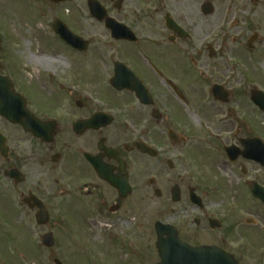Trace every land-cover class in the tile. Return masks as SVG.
Returning a JSON list of instances; mask_svg holds the SVG:
<instances>
[{
    "label": "flooded vegetation",
    "instance_id": "1",
    "mask_svg": "<svg viewBox=\"0 0 264 264\" xmlns=\"http://www.w3.org/2000/svg\"><path fill=\"white\" fill-rule=\"evenodd\" d=\"M24 1L48 18L46 46L70 54L72 90L70 101L47 103L9 67L24 107L19 124L0 117V233L42 229L54 248L62 227L73 224L64 236L75 241L90 230L112 259L104 264H157L176 241L218 249L242 264L239 249L243 259L264 264V77L250 73L247 62L264 42L262 29L235 11L218 14L211 0H189L193 10L187 0H93L102 21L85 0L75 15L109 40L98 60L94 33L81 32L78 17L57 13L63 4ZM55 20L81 43L61 42ZM95 62L98 80L79 78V68ZM115 78L122 90L110 85ZM213 178L226 185H209ZM227 185L234 211L241 207L245 218L233 212L224 220L226 202L218 212L208 200ZM145 201L152 219H143Z\"/></svg>",
    "mask_w": 264,
    "mask_h": 264
},
{
    "label": "rangeland",
    "instance_id": "2",
    "mask_svg": "<svg viewBox=\"0 0 264 264\" xmlns=\"http://www.w3.org/2000/svg\"><path fill=\"white\" fill-rule=\"evenodd\" d=\"M85 0H68L61 7L56 9L57 13L66 17L69 20H75L78 17L79 25L81 26V32H87L94 35L95 42V59H101V50L107 48L106 44L108 39L102 34V30L95 23H91L88 19L82 20L80 15H75L76 9L74 8L79 2ZM141 1V0H140ZM153 0H142L143 4L151 6ZM156 1V0H154ZM191 1V0H190ZM187 0V4L191 10L194 9L195 4ZM211 0L215 12L218 14L228 13L235 11L241 17H249L254 28L262 29L264 33V0ZM28 1L24 0H0V63L2 64L1 74L8 75L7 71L10 68L16 76V79L30 87L34 92L40 94V98L47 103H50L52 99L59 103L60 98L63 101H70L69 96L67 98V91L72 90L70 78L68 73H73V65L71 63L72 58L70 54L64 51L56 49L52 51L46 45H51V33L49 29L45 27L48 21L47 17H42L40 14H32L30 7L26 5ZM60 10V11H59ZM59 11V12H58ZM50 15V12H47ZM88 20V21H86ZM94 27V30L91 28ZM148 31L142 33L143 37H148ZM49 49V50H48ZM258 51V52H257ZM257 51L250 57L247 62L250 66V73H254L260 77H264V42L257 49ZM52 57H55L54 60ZM91 65L89 68L80 67L77 74L79 78L87 81L98 80V70L101 71V66ZM87 69V70H84ZM86 71L87 74H84ZM76 74V75H77ZM93 77H92V75ZM72 75V74H71ZM64 79L63 84H59L55 80L49 78ZM254 76V77H258ZM92 77V78H90ZM61 82V81H60ZM22 85V84H21ZM97 86V84H96ZM61 89H60V88ZM32 91V92H33ZM61 96V97H60ZM67 98V99H66ZM66 102H64L66 104ZM147 177V175L145 176ZM209 181V180H208ZM212 183H225L224 180H215L213 178ZM226 185V183H225ZM222 191V190H220ZM226 194H225V193ZM233 194L230 192V188L227 185L222 192H215L208 197L209 201L217 204L216 210L220 212V208H217L221 202H226V210L221 211L220 214L227 215L224 220H230L233 212H237L240 219L246 217V211L240 210L234 211L233 209ZM153 199V198H152ZM240 203V200H239ZM214 207V206H213ZM143 219L154 218L151 217L153 212L151 211V204L149 201L143 202ZM71 229L75 231L73 224H70ZM62 227V238H60V246L52 248L50 251L43 249L41 245V230H37L34 227L29 232L20 236H11L0 233V264H54L53 261L59 260L63 264H104V258L112 260L110 257L104 256V243L103 240H90L88 236H92L90 230L83 234V237L78 240H72L64 235L70 229ZM68 229V230H67ZM92 231L94 229L90 228ZM54 230V228H52ZM55 232V230H54ZM58 234V233H57ZM72 234V233H71ZM70 234V235H71ZM59 237V236H58ZM237 241L239 242L240 240ZM240 243L237 244V247ZM96 248L97 254H95L94 248ZM237 254L242 264H254L255 256L251 255L248 259H243L241 250L237 249ZM252 250L250 251V253ZM94 253V254H93ZM253 253V252H252ZM116 264L118 259H115ZM112 264V261L110 263Z\"/></svg>",
    "mask_w": 264,
    "mask_h": 264
},
{
    "label": "water",
    "instance_id": "3",
    "mask_svg": "<svg viewBox=\"0 0 264 264\" xmlns=\"http://www.w3.org/2000/svg\"><path fill=\"white\" fill-rule=\"evenodd\" d=\"M206 12L207 13L210 12V8L208 6L206 7ZM54 31L66 43L74 44L73 36L67 30H63L62 28L60 27L58 28V26H55ZM120 36L122 37V35H118L117 38H121ZM12 97H14L15 100L18 99L17 95H14L13 92L11 91L9 82L5 78H0V102L1 103L6 102L7 99L9 100ZM0 115L5 117L7 120L11 122H18L17 121L18 113L15 110L14 111L9 109L3 110V108H1L0 106ZM43 244L47 247L52 245V239L50 235L44 237ZM162 253L163 256H166L168 251L164 249ZM203 253H205L204 249L187 250V254H189L190 257L184 259V262L181 260L182 262L181 264H228V260L210 258L209 255Z\"/></svg>",
    "mask_w": 264,
    "mask_h": 264
}]
</instances>
